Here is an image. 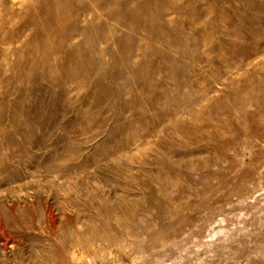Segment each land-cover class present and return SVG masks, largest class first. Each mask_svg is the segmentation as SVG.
<instances>
[{
	"label": "rangeland",
	"instance_id": "rangeland-1",
	"mask_svg": "<svg viewBox=\"0 0 264 264\" xmlns=\"http://www.w3.org/2000/svg\"><path fill=\"white\" fill-rule=\"evenodd\" d=\"M0 264H264V0H0Z\"/></svg>",
	"mask_w": 264,
	"mask_h": 264
}]
</instances>
